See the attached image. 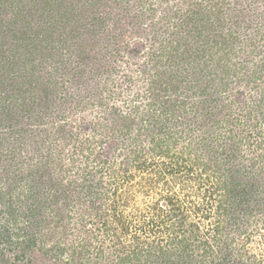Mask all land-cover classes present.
<instances>
[{
	"label": "trees",
	"instance_id": "obj_1",
	"mask_svg": "<svg viewBox=\"0 0 264 264\" xmlns=\"http://www.w3.org/2000/svg\"><path fill=\"white\" fill-rule=\"evenodd\" d=\"M44 1L46 6H35L37 0H0V264H48L49 260L55 264H86L93 249L89 235L94 233L96 237L98 232L104 237L93 246V260L103 255L105 246L112 250L116 264H264V232L257 223H264V211L262 219H254L251 214L255 210L249 204L264 199V187L243 181L245 169L253 171L259 165L258 172L264 171V151L260 161L252 160L249 167L237 166V158L245 155L240 145H264V88L256 84L258 78L245 82L257 94L244 102L249 109L241 117V113L234 116L231 106L237 100L222 106L228 110L222 121L233 127L231 134L220 132L219 139L211 127L208 144L204 143V134L195 142L204 143L203 148L192 145L190 133L175 134L179 131L178 117L164 114L175 105L184 109L188 104L198 106L199 101L222 100L228 63L232 69L239 64L229 58L236 37L233 32L223 31L219 8L212 12L216 2H207L204 7L196 2L187 13L190 17H185L186 23L199 21L186 29L191 36L192 30L195 33L193 49L192 43L183 44L185 39L180 44L184 46L181 53L176 52L178 45H170L173 50L159 53L152 63L159 77L149 85L154 104L150 103L148 114L155 124L160 113L164 114L167 131L174 127L173 132L162 137L147 134L151 137L149 146L143 140L132 145L133 139L125 142L111 138L112 153L108 156H104L103 149L98 150L101 141L93 134L91 141L85 138L80 148L85 165L77 166L79 156L71 154L65 160L58 153L53 155L49 147L64 133L62 125H58L50 144L46 145V136H41L48 130L45 117L55 104L52 97L58 93L59 84L53 78L46 80L47 76L39 72L51 65L49 60L59 62L67 40L61 34L63 22L67 28L80 26L83 16L91 14L93 3L51 0L49 7V0ZM31 5L41 20L31 32L34 36H29L33 27L29 22ZM57 7L59 12L54 13ZM164 16L171 17L167 13ZM92 18L97 24L106 20ZM10 36L18 41L14 43ZM95 46L91 44V48ZM81 53L85 61L88 53ZM175 57L184 58L191 66L189 74L161 69L162 60L171 62ZM181 83L185 85L179 90ZM41 92L45 93L42 105L36 102ZM35 104L40 105L37 111ZM27 117L30 124L23 122ZM213 122L218 127L219 120ZM130 123L129 117L114 115L107 116L102 127L109 133L116 129L122 133L131 129ZM121 124L127 128L120 130ZM201 124L204 126L205 121L198 126ZM96 126L92 127L95 133ZM170 141L173 146L168 145ZM218 141L222 144L213 148L211 143ZM42 145L46 152L39 151ZM70 167L77 168L74 176ZM76 203H87L89 207L79 209ZM71 210L80 218L78 226L77 222L71 224ZM59 229L68 237H58L48 245ZM234 230H239L238 235L232 233ZM250 243L262 246L258 248L260 255L248 252ZM235 246L237 253L232 252Z\"/></svg>",
	"mask_w": 264,
	"mask_h": 264
},
{
	"label": "rangeland",
	"instance_id": "obj_2",
	"mask_svg": "<svg viewBox=\"0 0 264 264\" xmlns=\"http://www.w3.org/2000/svg\"><path fill=\"white\" fill-rule=\"evenodd\" d=\"M76 1L92 2L93 8L91 14H87V17L83 16L82 24L76 28H73V26L67 28L63 22L64 26L62 25L61 34L63 36L66 35L67 40L59 62L53 63L52 60H49L48 62L51 65H47L45 71L39 72H43L47 76L46 80L53 78L59 84L58 93L55 97H52L55 99V104L47 110V117H45L46 124H48L45 126L48 127V130L46 134L41 135L42 137L46 136L45 144H50L49 142L52 136L55 137L53 133L56 131L58 125L63 126L64 133L61 137L56 138L57 141L52 142L49 146L52 148V154L55 156L58 153L65 160L71 154L76 157L79 156L76 165H85L84 158L80 157V148L86 141L85 138L90 140L89 138H92L93 134H96L98 140L101 141L98 147L99 149H97H103L104 156L112 153L109 145L111 138L120 141L124 140L125 142L133 139L135 143L132 145H139L143 140L144 144L149 146L151 144L149 143V138L151 137L147 138V134L162 137L164 133L173 132L174 127H171L172 130H169V132L167 131V120L165 116L172 113L180 121L178 124L179 131L175 134L179 135L182 132L181 134L187 136L190 133L188 138L192 142V145L195 146L196 144L203 148L204 143L208 144L207 138L211 134V127L212 132L219 139H222L219 135L220 132L223 134L224 132L231 134L229 130L233 127L225 125L223 123L224 119H222L224 113H228L227 108L222 107L224 104H229L226 103L227 101L237 100L235 103H231L233 114L236 118L240 113L241 115L239 116L241 117L242 113L249 109L244 102L248 103L251 101V96L254 95L256 97L257 94L256 90L251 88L249 82V85H246L245 82L249 78L252 80L253 77H257L256 84L260 88H264V0ZM45 2L44 0H37L34 5L41 6L40 4H44L46 6ZM50 2L51 0L47 2V6L51 4ZM54 2L59 1L54 0ZM196 2H202L203 7L206 6L207 2H216V6L212 8V12H216L217 8H219L221 12L220 16L223 20V31L226 30L227 33L233 32L236 37V42L231 51V57L229 56V58H232V62H238L239 64L236 65L235 69H232L233 67L231 65L229 66L228 63L230 70L229 75L225 79L227 86H223L222 100L218 99V104L216 102L203 103L199 101L197 103L198 106H190L188 104L184 106V109L181 105H175L174 108L169 107V110L164 113L165 115L160 113L161 115L158 116L157 124H155L154 117L152 118L148 114L151 113L152 105L150 103L154 104L151 101L153 89L149 85L154 78L157 79L159 77V72L157 73V70L152 66L153 60L159 53H169L172 51L173 48H170V45H178L179 48L176 51L178 53L182 52L183 44L192 43V49L195 47V33L192 30L191 33L193 36H191L186 29L197 25L199 21L196 20L194 24L193 22L186 23L187 19L185 17H190L187 13L190 9L192 10L196 7ZM28 7L26 10L29 11ZM31 7L30 12L32 17L29 22L33 27L29 29V36H34L35 32H31L41 25V20L38 18V13L34 11L32 5ZM172 8L174 11H172ZM53 12L58 13V7L57 9L54 8ZM166 13L167 15H171V17L166 19L164 16ZM93 16L99 19L105 17L106 20L103 24H97L98 22L92 18ZM15 37L12 38L10 36L14 43L18 41V38ZM50 38L52 37L50 36L47 39ZM185 39L187 41L183 43ZM50 42L51 39L48 43ZM22 43L24 42L22 41ZM181 43L183 44L180 45ZM56 44L59 46L57 42ZM91 44H95L96 46L91 48ZM81 51L88 53V58L85 61L83 60ZM183 60L184 58L182 59L180 57H175L171 62L164 63L162 60L161 69L169 70V73L175 74L181 72L187 75L191 71V66L185 64ZM224 63L227 62L224 61ZM38 81L40 82V79ZM184 85L185 83H181L179 90H182ZM37 91L39 90L37 89ZM36 94H33L35 98ZM44 94L41 92L36 98V102H40L41 105L45 97ZM50 96L49 94L46 98L48 99ZM34 108L37 111V109H40V105L35 104ZM114 115L120 118L123 116L126 118L129 117L132 123H130L128 128L131 129H127L122 133L116 131L117 129L114 133H109V130L106 131L102 127V124H106L107 116L111 118ZM29 119V117L24 118L23 122L30 124L31 120ZM213 120H219L218 127ZM201 121H205L204 126L202 124L198 126ZM207 121L209 123H206ZM93 124H97L96 133L92 129ZM160 125L164 126L160 128ZM168 125L170 126L169 123ZM123 127L124 124H121L120 130L127 128ZM187 128H190V130H187ZM237 131L239 132V130ZM202 135L206 138L205 142L203 144L195 143L197 138H200ZM41 136H39L40 139L42 138ZM171 139L174 140L173 137ZM221 142H212L211 144L214 148L215 145L222 144ZM168 145L173 146V143L170 141ZM42 146H39V151L46 152L47 149L44 145ZM240 147L242 153L245 155L237 158L239 162V165H237L238 168L249 167L252 160H259L260 154L264 151V145L263 147H256L254 144L251 146L242 144ZM233 161V164L237 163V161ZM259 164L261 165V163ZM70 168V172L73 171L71 175L74 176L77 168ZM259 168V165H255L253 171L251 168H249V171L244 168L245 178L243 181H250L254 186L263 188L264 171L258 172L260 170ZM255 194L257 195V193ZM255 201L251 200L249 203L250 207L255 210L251 215H255L254 219L257 218L260 220L263 218L264 199L259 198L258 202ZM75 206L83 210L89 207L87 203H76ZM258 212H260V215H258ZM45 214L49 215L48 212H45ZM71 216V224L77 222L78 226L80 218L74 210H71ZM261 221L257 223H259L258 226H261L262 232H264V223H261ZM238 231L234 230L232 233L238 235ZM89 236L90 242H93V245H91L93 249V246L100 244L101 238L104 237L99 232L96 237H94V233ZM52 237L53 239L47 242L48 245H51L58 237L65 240L68 236H65L62 229H59ZM247 246H249L247 247L248 252L253 254L255 252L260 255L261 251L258 248L262 247L261 245L257 246V244L250 243ZM238 248H240V245H238ZM93 249H91V253L88 256L91 259L90 261H86V264H116L114 255L110 253L112 251L111 249L104 246L103 255L105 254V256L99 255L98 260H93ZM236 249L237 246L232 249V252L237 253ZM52 263L53 260L48 261V264ZM125 264L130 263L126 262Z\"/></svg>",
	"mask_w": 264,
	"mask_h": 264
}]
</instances>
